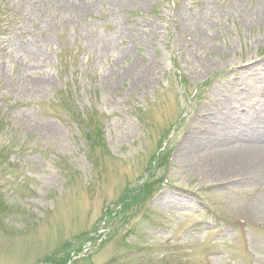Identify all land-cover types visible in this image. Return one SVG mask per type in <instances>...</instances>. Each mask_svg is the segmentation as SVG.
Wrapping results in <instances>:
<instances>
[{"label":"rangeland","instance_id":"374dc122","mask_svg":"<svg viewBox=\"0 0 264 264\" xmlns=\"http://www.w3.org/2000/svg\"><path fill=\"white\" fill-rule=\"evenodd\" d=\"M263 142L264 0H0V264H264Z\"/></svg>","mask_w":264,"mask_h":264},{"label":"bare ground","instance_id":"6f19581e","mask_svg":"<svg viewBox=\"0 0 264 264\" xmlns=\"http://www.w3.org/2000/svg\"><path fill=\"white\" fill-rule=\"evenodd\" d=\"M236 148V146H235ZM235 154L229 155V163L242 167V170L251 171L257 167H264V142L256 144H242Z\"/></svg>","mask_w":264,"mask_h":264},{"label":"trees","instance_id":"16d2710c","mask_svg":"<svg viewBox=\"0 0 264 264\" xmlns=\"http://www.w3.org/2000/svg\"><path fill=\"white\" fill-rule=\"evenodd\" d=\"M89 134V132L87 133V135Z\"/></svg>","mask_w":264,"mask_h":264}]
</instances>
